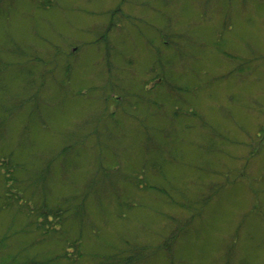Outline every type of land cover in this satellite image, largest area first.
<instances>
[{"label": "rangeland", "instance_id": "rangeland-1", "mask_svg": "<svg viewBox=\"0 0 264 264\" xmlns=\"http://www.w3.org/2000/svg\"><path fill=\"white\" fill-rule=\"evenodd\" d=\"M67 4L84 7H65ZM104 4L114 7H89ZM157 4L162 7H156ZM25 6L30 11H24L22 22L28 23L23 31L35 38L32 43L18 42L9 30ZM125 6L138 10L139 14L126 11ZM153 15L163 20L165 26L150 23ZM262 15L264 0H0V264L25 261L32 264H264V174L251 171L252 159L264 154V123H256L254 131L238 126L245 139H233L230 134L212 128L201 113L187 111V102L181 107L173 105L169 117L165 107L169 96L161 95L190 93L186 86L172 81L173 60L165 55L164 49H177L186 64L195 62L196 57L185 53L178 41L192 42L196 32L215 37V51L225 62L235 63V67L215 79L242 73L245 75L239 76L238 82H243L256 74L264 63V55L245 58L223 45L228 43L226 34L234 29L246 27L254 31ZM183 21H190L189 28L195 31L170 30L174 23ZM129 28L140 36L146 35L145 29L151 33L146 45L155 53L154 60L141 61L137 52L128 51L125 46L131 37ZM49 30L59 43L41 35ZM37 41L47 47L41 48ZM129 47L134 49V43ZM89 60L93 61L94 69L90 76L74 79L77 70ZM138 75L148 78L139 79V91L134 92ZM259 82V79L255 81ZM50 83L58 89L61 107L76 102L88 105L90 112L83 127L89 130L83 137L73 134L65 138L59 151L39 173L27 175L29 157L37 145L32 125L45 133L51 131L45 115V94ZM239 99L235 92L227 96L229 104H236ZM141 104L153 119H168L173 124L195 119L202 129L212 128L196 145L202 161L197 171L205 176L225 175L224 182L209 180L201 185L202 190L195 198L181 194L177 199L164 184L156 182L157 175L163 176L164 172L155 159L142 157L138 165H129L125 163L126 156L115 155L113 162L106 163L101 153L78 204L65 207L77 199L75 196L50 198L47 181L57 161L65 172V180L73 182L70 173L79 167L86 142L94 137L95 147H103L105 140L115 139L117 133L124 136L129 121L144 129L143 156L159 154L149 126L138 115ZM245 108L251 114L264 116V103L258 99H251ZM25 109L27 123L21 132L13 135L14 122ZM219 110L226 118L232 115L224 105ZM153 131L171 136L176 129ZM120 151L118 148L117 152ZM219 157L243 163L229 167ZM217 163L225 173L216 170L213 165ZM149 164L152 175L147 170ZM237 186L246 188V210L235 227L216 244L215 233L221 231L218 219L225 215V207L218 201L213 216L207 215L206 209L221 192L227 190L225 198L231 199L228 193ZM94 194L108 202V207L102 210L103 228L87 209L86 201ZM142 194L151 195L169 209L159 213L163 223L156 233L157 242L120 236L119 245L112 243L105 232L110 218L127 220L125 213L144 207ZM56 210L60 214L54 216ZM20 217L27 223L20 221L22 226L16 227ZM19 236L36 239L18 244V250L13 251L12 242ZM41 245L48 247L41 252L32 251ZM121 258L125 259L124 263Z\"/></svg>", "mask_w": 264, "mask_h": 264}, {"label": "clouds", "instance_id": "clouds-1", "mask_svg": "<svg viewBox=\"0 0 264 264\" xmlns=\"http://www.w3.org/2000/svg\"><path fill=\"white\" fill-rule=\"evenodd\" d=\"M155 6L158 8L162 7L159 4ZM65 7H84V5L67 4ZM89 7L106 8L114 7V5L104 4ZM125 10L139 14L138 10L130 9L128 6H125ZM24 11H30L28 6H25L24 10L16 16L13 26L9 30L14 32L18 42L23 40L32 43L35 41V38L30 33L23 31L24 25L28 23L27 21L22 22ZM164 11L168 10L164 9ZM150 23L156 24L158 27L165 26L164 21L155 15L151 17ZM190 23V21L174 23L170 30L184 33L188 29L191 33L195 30L189 28ZM129 31L131 33L129 45L125 46L128 48V51L137 52L141 57V61L149 60V58L154 60L155 53L152 51L151 46L146 45V38L151 33L145 29L146 35L140 36L135 29L129 28ZM41 35L48 40L59 43L52 30L43 32ZM225 38L228 43L223 45V47L237 55L245 58H251L257 54L264 55V15L260 17L257 28L254 31H249L246 27L237 28L231 33L226 34ZM214 40L215 37H209L203 32H196L192 42L185 40L178 41V44L185 53L196 57V61L191 64H186L181 59L177 49H164L165 55L171 57L173 60V65L170 69L172 81L175 84L186 86L190 90V93H161V95L169 96V101L165 106L166 114L170 117L173 105L181 107L187 102L186 110H195L201 113L212 128L230 134L233 139H245L243 133L239 131L238 126H243L250 131H254L256 123H264V116L251 114L245 108V104L250 102L251 99H258L261 103H264V63L257 69L256 74L248 77L243 82H238V77L245 75L242 73L233 74L231 77L223 80L215 79L230 71L235 67V63L224 61L220 53L215 51ZM37 43H39L41 48L47 47L42 41H37ZM133 43L135 45L134 49L129 47ZM156 43H159V41L157 40ZM92 63L93 61L89 60L84 66L80 67L74 79H87L94 70ZM141 78L147 79L148 77L138 75L136 86L132 88V91H139L138 80ZM257 79H259V83H255ZM233 92L237 93L241 99L236 104H229L227 96ZM57 93L58 89L50 83L49 90L45 94V104L47 106L45 115L51 131L45 133L35 124L32 125L37 145L29 157L30 163L27 175L39 173L48 163L49 159L59 151L65 138L73 134L83 137L89 130L83 127V122L88 118L90 112L88 105L84 102H76L63 108L60 106ZM142 95L145 94L142 93ZM221 105L230 109L232 113L231 117L226 118L222 115L219 110ZM138 115L149 126V130L160 150L158 155L154 152L152 157L143 156L144 129L135 121H129L124 136L117 133L115 139H106L105 146L103 147H95L94 137L86 142L85 150L78 161L79 167L71 170L70 173L73 177V182L70 183L65 180V172L60 166L59 161H57L53 165V175L47 181L50 190L47 194L50 198L75 196L77 199L69 201L65 207L71 208L74 204H78L80 202L79 198L85 191V185L91 180L95 171L96 158L101 153L106 163L113 162L115 155L126 156L125 163L129 165H138L142 157L144 160L155 159L162 166L164 172L163 176L157 175L156 182L164 184L177 199L180 198L181 194L195 198L202 190L201 185L207 184L209 180L224 182L225 175L205 176L202 172L197 171V166L201 165L202 161L199 159L200 154L197 151L196 145L206 138L212 128L202 129L200 122L195 119L187 120L184 123L177 121L175 124L168 119H153L143 104H141ZM26 123L27 109L23 110L19 114V119L14 122L13 135L21 132ZM188 125H192V127H188ZM173 127H175L176 132L171 136L160 135L158 131H153L154 129L171 131ZM118 148L122 151L117 152ZM218 159L225 160L229 167H238L239 164L243 163V161L234 162L228 160L226 157H219ZM213 166L219 173H225V169L220 167L218 163ZM147 170L152 175L150 164ZM251 171L257 175L264 174V154L252 159ZM226 192H221L206 209V214L213 216L218 201L225 207V215L218 219L221 231L215 233L216 244L220 242L224 234L230 232L235 227L240 214L247 207L246 200L244 199L246 188L237 186L232 193H228L231 199L225 198ZM142 195L144 196L142 200L144 207L138 208L133 213H125L128 217L127 220L117 221L114 216L110 218L111 222L107 225L105 232L112 243L119 245L120 236L147 239L152 243L157 242L158 237L156 233L163 223V219L159 213L161 211H168L169 209L166 204L154 200L151 195ZM86 205L93 220L103 228L105 217L102 216V210L108 207L107 200L100 199L94 194L89 196ZM71 215L72 212L70 211L69 216ZM10 216V213L6 214L5 230H7ZM20 221L27 223L23 217H20L16 227L22 226ZM87 235L90 234L86 233ZM35 239V236H19L12 242V250H18L17 245L24 241L33 242ZM46 247L48 245L37 246L32 251L34 253L41 252Z\"/></svg>", "mask_w": 264, "mask_h": 264}, {"label": "trees", "instance_id": "trees-1", "mask_svg": "<svg viewBox=\"0 0 264 264\" xmlns=\"http://www.w3.org/2000/svg\"><path fill=\"white\" fill-rule=\"evenodd\" d=\"M56 211H57V213H56ZM55 211V215L54 216H57V215H59L60 213L58 212V210H56ZM49 222V221H48ZM121 261H122V263H124L125 262V259H123V258H121ZM30 262H32V261H25V263H28V264H32V263H30ZM24 262H21V263H19V264H25ZM102 264H104V263H102Z\"/></svg>", "mask_w": 264, "mask_h": 264}]
</instances>
